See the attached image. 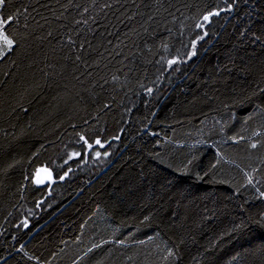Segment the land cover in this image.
<instances>
[{"label": "trees", "instance_id": "obj_1", "mask_svg": "<svg viewBox=\"0 0 264 264\" xmlns=\"http://www.w3.org/2000/svg\"><path fill=\"white\" fill-rule=\"evenodd\" d=\"M13 17L0 264H264V0H5Z\"/></svg>", "mask_w": 264, "mask_h": 264}, {"label": "snow or ice", "instance_id": "obj_2", "mask_svg": "<svg viewBox=\"0 0 264 264\" xmlns=\"http://www.w3.org/2000/svg\"><path fill=\"white\" fill-rule=\"evenodd\" d=\"M5 4V0H0V7H2ZM212 15H219L218 12L215 13H209V15L204 17V20L207 21L210 16ZM13 18H5V19H0V57H3L4 55H7L8 52H10L13 49V45L15 44V40L12 39L6 30H4L12 21ZM203 39V37H201ZM172 63H175V61H172ZM95 143L99 145L101 142L100 140H96ZM91 147V145H89ZM255 147V145H253ZM78 155L77 153H73V156ZM99 155V153H97ZM63 179V177H61ZM259 223V221L257 222Z\"/></svg>", "mask_w": 264, "mask_h": 264}, {"label": "water", "instance_id": "obj_3", "mask_svg": "<svg viewBox=\"0 0 264 264\" xmlns=\"http://www.w3.org/2000/svg\"><path fill=\"white\" fill-rule=\"evenodd\" d=\"M55 182V173L48 167H41L34 177V183L38 187H46L48 185L54 184Z\"/></svg>", "mask_w": 264, "mask_h": 264}]
</instances>
